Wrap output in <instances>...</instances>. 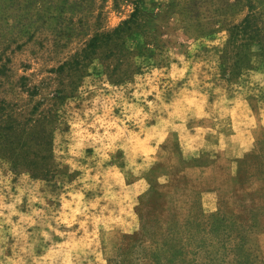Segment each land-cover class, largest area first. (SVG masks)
<instances>
[{"label":"rangeland","instance_id":"obj_1","mask_svg":"<svg viewBox=\"0 0 264 264\" xmlns=\"http://www.w3.org/2000/svg\"><path fill=\"white\" fill-rule=\"evenodd\" d=\"M246 15L264 0H0V264H264V55L222 72Z\"/></svg>","mask_w":264,"mask_h":264},{"label":"trees","instance_id":"obj_2","mask_svg":"<svg viewBox=\"0 0 264 264\" xmlns=\"http://www.w3.org/2000/svg\"><path fill=\"white\" fill-rule=\"evenodd\" d=\"M130 22L131 21L125 22L119 29L114 31V34L118 35L119 33L124 32V28H126L128 24H130ZM257 23L258 20L255 16L246 15L239 24L233 25L229 28V39L226 44L223 58H225V61L228 59H232L233 64L229 66L223 63L222 72L224 74L226 73V71H228L232 76H237L240 73L239 71L246 68L248 66V50L253 46L257 48V51L259 53L264 55V26L263 28L258 27ZM103 37L104 36L94 38L93 43L89 46V53L98 45ZM6 137H9L8 134H4V136L1 138L2 142L0 143V145L3 151L6 150L7 147V143L5 140ZM241 173L242 168L239 169V174ZM213 225V230L217 232H220L219 229L221 228L222 230H234V225L229 226L226 224H221L220 222H217ZM229 253H232L235 258L239 259L238 264H254L250 262L248 256L245 255L244 251L240 250V246H238L237 244L233 245V247L229 250ZM125 255V253L120 254L119 259H117L118 264H129L130 260ZM163 259L165 258L162 254H157V256H155L152 261L154 264H160L162 263ZM212 259L213 257L210 260ZM165 261L166 264L183 263L179 258H176L175 255H171L170 258Z\"/></svg>","mask_w":264,"mask_h":264},{"label":"crops","instance_id":"obj_3","mask_svg":"<svg viewBox=\"0 0 264 264\" xmlns=\"http://www.w3.org/2000/svg\"><path fill=\"white\" fill-rule=\"evenodd\" d=\"M246 133H248V131ZM253 142H254V139L251 138V140L247 144H245V146L247 145L246 147L245 146H241V144H233V145L229 144L230 146L227 144L226 147L229 149V151L233 152V153H227V156H229L231 158H238V157L243 156L245 153H247L249 151V149L251 147V144ZM181 147H182L180 149L181 154H186V155L195 157V156H198L201 153L200 151L197 150L198 147L195 146L194 143H192L191 145L186 146L187 148H184V146L181 144ZM224 147H225V145L223 144V147H221L222 150H224ZM215 148L221 149V148H219L218 144L215 145ZM240 148H242L241 149V154H235L234 152H238V149H240ZM186 149H188V150H186ZM188 151H190V152H188ZM227 152H228V150H227Z\"/></svg>","mask_w":264,"mask_h":264}]
</instances>
